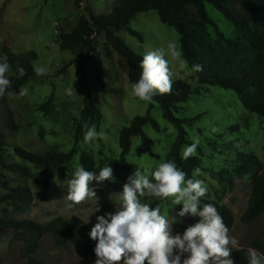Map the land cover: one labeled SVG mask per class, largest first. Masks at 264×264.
Listing matches in <instances>:
<instances>
[{"label": "rangeland", "instance_id": "obj_1", "mask_svg": "<svg viewBox=\"0 0 264 264\" xmlns=\"http://www.w3.org/2000/svg\"><path fill=\"white\" fill-rule=\"evenodd\" d=\"M76 1L0 0V57H5V47L17 55L34 51L37 59L31 60L32 65L47 69L42 80H31L18 91L9 92L0 99V132L6 135L5 161L24 164L14 156V147H22L39 154L68 152L72 149L76 151L72 161L62 170L52 174L47 184L36 182L37 171L33 168L29 177H21L0 168V175L10 181L11 186H25L32 192L31 205L24 211L11 213V216L18 220L44 224L60 218L95 225L97 216L115 213L120 207L117 194L122 191L127 178L137 167L148 169L151 178V171H154L160 162L166 161L178 136L175 126L163 118L158 104L149 110L147 102L131 95L127 62L112 49L105 35L101 34L97 37L98 48L90 57L86 68L88 77L92 80L96 75L94 65L103 67L106 73L105 86L113 90L112 93L104 95L98 82L92 81L93 94L97 95L99 109L104 115V120L98 128L93 125L96 126L97 132L103 130L105 136L98 137L88 144L84 142V136L79 143L75 142V126L81 118L83 92L80 75L76 66L72 65L74 56L60 49L58 33L72 31L87 6L94 15L106 17L122 0H81L80 8H77ZM206 10L227 38H238L235 26L230 20L210 4H206ZM130 28L143 33L145 40L141 42L127 31H121L119 35L137 54L144 55L159 47L166 48L169 42H175L181 50L176 30L162 24L156 11L137 14L131 21ZM65 64L71 66L65 73L59 74ZM170 65L175 73L173 83L184 80L193 87L199 86L195 73L189 67L181 70L178 62L171 60ZM7 76H10L9 72ZM23 88H27L28 92L21 96L19 93ZM69 89L72 90L71 95H68ZM51 94L54 100L49 115L46 116L41 105ZM181 107L184 110L176 114L178 118L199 117L195 122L185 124L184 128L188 133L189 142L199 141L196 154L192 157L202 160V175L195 178L204 181L207 188L200 205L203 200L220 198L221 204L231 209L235 222L229 235L238 241L232 253L251 248L255 239L264 244V214L250 225H245L240 220L248 206L252 179L260 171L242 177H232V174L226 173L225 180H232V185L219 179L221 172L231 170L232 162L240 152L255 154L264 169V118L246 110L233 91L214 86H204L200 94H194ZM147 113L151 114L160 127L158 131L148 123L143 128L146 136L154 143V156L143 152L142 137L135 136L127 157L129 170L117 174L111 166L121 153L119 134L135 117L145 116ZM187 146L183 147L181 156ZM82 152L93 157L99 170L109 165L113 170L114 182L93 181L90 187L95 191L96 197L83 204L70 206L71 202L66 199L68 181L72 178L75 168L81 165ZM0 193L4 191L0 189ZM141 200L153 208L159 204L161 214L166 215L170 222L175 220L171 225L173 235L183 234L189 225L199 219L191 216L178 217L177 213L182 205L173 204L172 198ZM25 238V234L16 233L8 227L0 230V264H30L24 256ZM32 258L37 264H95L97 259L85 253L76 243H70L67 247L58 246L49 233H43L37 238V247Z\"/></svg>", "mask_w": 264, "mask_h": 264}, {"label": "trees", "instance_id": "obj_2", "mask_svg": "<svg viewBox=\"0 0 264 264\" xmlns=\"http://www.w3.org/2000/svg\"><path fill=\"white\" fill-rule=\"evenodd\" d=\"M81 0L76 1L80 8ZM206 4L212 5L223 16L230 20L236 29L238 38L229 39L219 29L218 25L209 17ZM156 11L162 24L173 27L179 35V42L183 59L187 60L191 69L194 64L203 66L201 72H194L198 87H193L184 80H177L172 84V90L168 94L156 95L149 104L152 110L156 104L162 110L163 118L172 123L178 131V136L166 161H174L176 165L187 173L186 178H193V170L200 168L202 160L190 157L182 159L181 151L184 146L192 143L187 140L188 133L185 124H191L199 119H181L176 116L184 109L182 104L187 103L194 94H200L205 87H220L233 91L244 108L251 113L264 118V0H122L119 6L106 17L94 15L87 6L75 28L70 32L58 33V43L62 51L70 52L80 75V84L83 92V108L81 118L75 126V142L79 143L84 136L85 126L95 124L97 128L104 120V115L99 109V101L93 94L92 81L98 82L104 95L112 93V89L105 86L106 73L98 64L94 65L96 75L91 80L87 74L86 64L91 60L92 54L98 48L97 37L105 35L112 49L123 57L128 66L129 84L135 83L141 73L140 62L143 55L137 54L131 49L119 35L121 31H127L130 35L143 42V33L130 28L133 18L139 13ZM5 57L10 64L11 86L7 93L16 92L31 80H42L43 76H37L31 60L37 59L34 51L22 55L13 53L8 47L3 49ZM90 55V56H89ZM5 57H0V62ZM65 64L59 70V74L65 73L70 67ZM26 72L20 76L18 69ZM5 94V95H6ZM5 95L1 98H4ZM54 96L41 105L45 115H49L50 106ZM152 124L156 130H160L158 122L147 113L145 116L135 117L129 126L124 127L119 134V147L121 153L112 168L117 174L128 171L127 157L130 153L132 139L141 136L144 144L143 152L152 156L153 141L143 131L146 124ZM6 135L0 132V168L21 177L31 176V168L37 171L35 179L37 183L47 184L52 174L62 170L76 155L75 149L68 152L57 153H33L22 147H14V156L22 161L6 162L4 151L6 150ZM80 164L88 171H99L93 157L82 152ZM231 170L219 174V179L233 184L226 178L247 176L253 172H259L252 179V191L248 200V206L240 217L245 225L254 223L264 214V169L261 161L253 153L240 152L232 162ZM128 179V178H127ZM0 230L4 227L12 229L19 234H25L24 256L30 264H37L32 254L37 247V238L43 233H49L60 247H67L70 243H76L85 253L96 257L94 248L96 241L92 240L89 233L94 225L85 224L76 220H64L56 218L47 223H36L28 220H18L11 216L13 211H24L32 203V192L25 186H11L10 181L0 175ZM204 204L214 205L222 216L229 231L232 229L235 217L230 208L221 204V199L203 200ZM251 248L264 254V244L259 239L252 242ZM248 248H243L232 253L235 264H248L246 254Z\"/></svg>", "mask_w": 264, "mask_h": 264}, {"label": "clouds", "instance_id": "obj_3", "mask_svg": "<svg viewBox=\"0 0 264 264\" xmlns=\"http://www.w3.org/2000/svg\"><path fill=\"white\" fill-rule=\"evenodd\" d=\"M182 51L175 42L167 47H159L143 55L140 62L139 79L131 84V95L140 101L151 103L156 95L168 94L172 90L174 71L170 60L178 62L181 70L188 68ZM170 58V59H169ZM7 57L0 62V97H3L11 86L7 76L10 70ZM37 76L46 74L42 66L33 68ZM203 66L194 64L192 72H201ZM20 76L26 74L23 68L18 69ZM27 88L20 90L24 96ZM72 90H68V95ZM86 144L98 137L104 138L103 130L97 132L96 126H85ZM199 141L185 147L182 159L196 154ZM202 175L200 168L193 170V178H186L187 173L181 170L174 161L160 162L150 176L148 169L137 170L128 177L122 191L118 193L120 207L115 213L97 216V223L92 227L89 236L96 241L94 253L95 264H235L232 250L238 241L229 235L222 216L212 204L200 207L201 198L207 193L204 181L196 179ZM113 181V170L109 165L99 172L88 171L78 165L72 178L68 181L66 199L70 206L83 204L96 197L93 181ZM141 198L164 200L172 198V203L182 205L178 217H198V221L189 225L183 234H172L168 217L161 214L159 204L153 208ZM99 209L97 208L96 211ZM230 245L232 247H230ZM186 254V255H185ZM246 258L248 264H264V254L254 248H248Z\"/></svg>", "mask_w": 264, "mask_h": 264}]
</instances>
